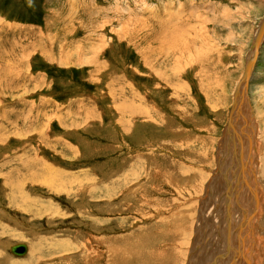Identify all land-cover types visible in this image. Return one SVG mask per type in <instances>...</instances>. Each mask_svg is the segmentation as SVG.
Here are the masks:
<instances>
[{"label": "rangeland", "instance_id": "374dc122", "mask_svg": "<svg viewBox=\"0 0 264 264\" xmlns=\"http://www.w3.org/2000/svg\"><path fill=\"white\" fill-rule=\"evenodd\" d=\"M263 24L264 0H0V264H226L210 217L264 264V38L231 118ZM256 158L233 231L211 202Z\"/></svg>", "mask_w": 264, "mask_h": 264}, {"label": "bare ground", "instance_id": "6f19581e", "mask_svg": "<svg viewBox=\"0 0 264 264\" xmlns=\"http://www.w3.org/2000/svg\"><path fill=\"white\" fill-rule=\"evenodd\" d=\"M165 27V26H164ZM162 30V29H161ZM258 35H257V38H260V40L259 41H261L263 38H264V24H263V26L261 27V29L258 31V33H257ZM256 38V39H257ZM255 39V40H256ZM263 41V40H262ZM261 41V42H262ZM261 42H259L258 43V48H259V51H260V48H261ZM254 44V43H253ZM252 49H254V47H252L251 48V52H250V56H249V58L252 60V58H254V54H255V58L256 59H254L255 60V64H252L251 65V67H250V69L247 71V75L246 76H244V78H243V83L241 84V86H240V92H237V93H240L239 95H237V97L235 98V100H234V102H233V104H232V106H234L233 107V109H232V112L234 113V109L236 108V106H237V104L239 103V101L240 100H243V98L246 96V93H245V96H243L242 97V95H244V93L242 94V92H243V90L244 91H246V89H247V87H249V79H250V77H251V74H252V70H253V68L256 66V64H257V57H258V54L255 52L254 53V51H253V54H252ZM260 53V52H259ZM251 54H252V57H251ZM248 58V59H249ZM10 60V59H9ZM251 60H250V62H251ZM11 61V60H10ZM246 70V69H245ZM245 72V71H244ZM242 94V95H241ZM242 97V98H241ZM237 109V108H236ZM232 113V114H233ZM236 113H237V111H236ZM235 114V113H234ZM232 117V119H233V115H231ZM236 117V116H235ZM235 117H234V119H235ZM245 119V118H244ZM231 120V119H230ZM236 120V119H235ZM231 122V129H232V134L233 133H237L236 131H235V125L237 124H235V122H232V121H230ZM251 123V122H250ZM234 125V126H233ZM238 127V126H237ZM235 128V129H234ZM238 134V133H237ZM243 133H241V134H238V136H236L237 138H239V139H242V140H240V141H243V143L245 142L247 145L248 144H250L251 143V141H250V139L248 138V137H243L244 135H242ZM249 135V134H248ZM232 137V136H231ZM244 145V144H243ZM254 145H256V143L254 144ZM253 145V143H252V150L254 149L255 150V146ZM248 147H251V145H248ZM247 148V147H246ZM249 152V151H248ZM223 154H225V152L223 153ZM252 155V154H251ZM239 157V156H238ZM241 157H242V155H241ZM248 158V157H247ZM239 159V158H238ZM244 159V158H243ZM249 159V158H248ZM257 158L256 159H254V160H250L248 163L250 164V166H246L247 167V172H244V174H243V178L242 179H240V181L241 180H243V181H245V184H242L243 186H241L240 188H238L237 187V185H235L234 184V187H232L231 185H233V183H234V181H235V179H236V175H237V173L234 171V173H232L230 176H231V179L227 182V184H226V186H227V188L225 187V183L223 184V183H219V184H221V185H224V186H222L223 188H222V190H221V196L218 198V197H216V198H214L213 200H212V202L211 203H213V204H211V203H208L211 207H212V211H213V209H216V206H217V203L219 204V202H221V201H223V202H226V201H228L229 200V197H230V195L232 196L231 197V200H233V203H231L230 204V202L227 204V208H228V216H227V220H226V224L228 225H230L231 224V226H229V228L231 229V230H233L234 231V229L236 228L237 230H239V227L238 226H242L243 228H242V233L243 232H245V230H247V227L246 226H248V225H246V222H239L238 223V225H237V227L235 226V225H233V213H234V211H237V210H239V207L241 206V204H242V201H243V197L241 198V196H240V193L241 194H243V195H245V196H247V193H248V198H249V201H248V207H247V211H246V214H249V213H251L253 210H257V201H256V199H257V195H254L253 194V191H256L255 189H254V186L252 185V183L254 182V176H255V174L254 173H252V168L254 167V166H256V164L258 163L257 161ZM259 160V159H258ZM238 162V161H237ZM225 163H227V162H225ZM224 163V164H225ZM240 162H238V164H239ZM222 165V164H221ZM245 167V168H246ZM222 168V167H221ZM256 168V167H255ZM257 169V168H256ZM253 170H255V169H253ZM222 169L220 170V173L217 175V179H220V181H222L221 180V178H222V176H224L225 178H227V176H229V175H227V174H222ZM227 173V172H226ZM254 174V175H253ZM242 176V175H241ZM225 178H223L224 180H225ZM237 180H239V179H237ZM219 184H216L215 185V188L213 189L212 187H211V190L212 191H214V193H212V195L213 194H215V195H217L218 196V194H220V193H217V191H218V189L220 188V186L221 185H219ZM254 184V183H253ZM246 185V186H245ZM255 185V184H254ZM255 187H257V185H255ZM244 188H245V190H244ZM208 190H210L209 189V187L207 188ZM259 190V189H258ZM244 191V192H243ZM215 197V196H214ZM203 202V201H202ZM206 203V202H205ZM245 203V202H244ZM243 203V205L242 206H244L245 204H247V203H245L244 204ZM205 206V205H204ZM205 207H207V205L205 206ZM251 207H252V210H251ZM209 208V207H208ZM240 211V210H239ZM238 212V211H237ZM241 212V211H240ZM254 212V211H253ZM256 212V211H255ZM244 213V212H243ZM235 214V213H234ZM238 214H239V212H238ZM237 213H236V215H238ZM242 214V213H241ZM245 214V213H244ZM254 215V214H253ZM255 215H256V213H255ZM223 217V216H222ZM242 217V216H241ZM240 217V218H241ZM237 218V217H236ZM236 218H234V219H236ZM243 219H244V217H242ZM245 218H247V217H245ZM250 218V217H249ZM203 219V223L206 225V223H207V220H204V218H202ZM219 217H217L216 218V221L218 222L219 220ZM243 219H241V221L243 220ZM252 219V218H251ZM224 220V219H223ZM237 220H239L240 221V219H237ZM247 220V219H246ZM254 220H256V219H254ZM253 220V221H254ZM209 221H211V224H212V226H213V228L212 229H214L215 231H216V233H218V232H220V235H221V233H224L222 236H221V240H219V243H221V249H220V251H221V253L224 255V257L226 258V254H227V251H230V253H228V255H230V256H228L229 258H230V260H231V262H234V263H236V264H248V263H251V261H252V258H251V255H250V252L248 251V246H249V244H251V243H253V241L251 240L250 241V239H251V236L249 237V239H248V241H250V243L248 242V241H246V239H245V241L243 240V234H239L241 237H239V241L241 240L243 243V247H244V249H243V253H242V250L241 251H237V253L234 251V250H236L237 249V247L239 248V246H238V244H235V243H233V244H231V245H233V246H231L230 245V243H231V241L233 240V241H235L236 240V238H237V233H233V235H232V237L231 238H229V240H228V236L225 234V232L223 231V229H222V231L220 230V228L218 227V225H217V223L215 224V225H213V219H211V217L209 218ZM208 221V222H209ZM250 221V220H249ZM222 222V221H221ZM247 222H248V220H247ZM251 222H252V220H251ZM210 223V222H209ZM252 223H254V224H256L255 223V221L254 222H252ZM219 224L221 225V223L219 222ZM226 225V226H227ZM251 225V224H250ZM200 226V225H199ZM209 226V225H208ZM222 226V225H221ZM202 227V226H201ZM210 227V226H209ZM246 227V228H245ZM244 228H245V230H244ZM202 229V228H201ZM205 229V228H204ZM203 229V230H204ZM226 229V228H225ZM224 229V230H225ZM249 229V228H248ZM251 229H252V227H251ZM209 230H211V229H209ZM228 230V229H227ZM199 231H200V228H199ZM230 231V230H229ZM201 232V231H200ZM204 232V231H203ZM203 232H201V233H203ZM206 232V231H205ZM211 232V231H210ZM238 232H240V231H238ZM199 234V233H198ZM230 234V233H229ZM206 236V235H205ZM210 237H211V234L209 235ZM245 236V235H244ZM201 237H203V236H201ZM199 238V237H198ZM245 238V237H244ZM203 239V238H202ZM200 240V239H199ZM209 240H210V238H209ZM217 240V239H216ZM224 240L228 243V248H230L229 250L227 249V247L225 246L226 245V242H224ZM211 241V240H210ZM232 241V242H233ZM236 242V241H235ZM204 243V242H203ZM239 243V242H238ZM236 245V246H235ZM204 247V246H203ZM243 247H240V248H243ZM254 248V247H253ZM196 249V248H195ZM206 250V249H205ZM218 250V249H217ZM225 250V251H224ZM252 250V249H251ZM198 251V250H197ZM234 251V252H233ZM199 252V251H198ZM209 252V251H208ZM27 253H28V251H27ZM26 253V254H27ZM242 254V255H241ZM15 255H17V254H15ZM194 255V254H193ZM18 256H22V255H18ZM191 256H192V254H191ZM206 256V255H205ZM242 256V257H241ZM209 257V256H208ZM222 257V256H221ZM227 257V258H228ZM204 258V257H203ZM226 258V260H224V262H226V264H229V261H228V259ZM214 259V258H213ZM195 260V259H194ZM201 260V259H200ZM204 260H206V258L204 259ZM211 261V260H210ZM210 261H206V263H208V262H210ZM214 261V260H213ZM217 261V264H221L220 263V260L218 259V260H216L215 259V262ZM195 262V261H194ZM201 262V261H200ZM203 262H205V261H203ZM205 263V264H206ZM211 263H213V262H211ZM209 264V263H208ZM216 264V263H215ZM253 264H254V262H253ZM256 264V263H255Z\"/></svg>", "mask_w": 264, "mask_h": 264}, {"label": "water", "instance_id": "95a60500", "mask_svg": "<svg viewBox=\"0 0 264 264\" xmlns=\"http://www.w3.org/2000/svg\"><path fill=\"white\" fill-rule=\"evenodd\" d=\"M260 40V38H257L256 40H255V42H254V44H253V46L252 47H254V53L256 52L258 55H259V48H258V43L259 42H261V41H259ZM250 53V52H249ZM254 59H256L255 58V54H254V58H252V60L249 58L248 59V55H247V58H246V63H245V72H244V74H243V76H246L247 75V71L250 69V67H251V65L252 64H255V60ZM250 60H251V62H250ZM252 63V64H251ZM243 76H242V78H243ZM237 96V95H236ZM236 96H235V98H236ZM233 107L234 106H232V109H233ZM232 109H231V115H233L232 113ZM234 116V115H233ZM10 250H11V252H13L14 254H17V255H25L26 253H27V251H28V245H27V243L26 242H24V241H18V242H15V243H13V244H11V246H10Z\"/></svg>", "mask_w": 264, "mask_h": 264}, {"label": "crops", "instance_id": "0c3cea01", "mask_svg": "<svg viewBox=\"0 0 264 264\" xmlns=\"http://www.w3.org/2000/svg\"><path fill=\"white\" fill-rule=\"evenodd\" d=\"M264 45V42H263V44H262V46ZM262 53V48H261V52H260V54ZM261 55H260V57H259V60H258V64H257V66H256V70H255V73H254V75L257 73V69H259V67H260V63H261ZM246 62V61H245ZM217 85L220 87V90H219V93L220 94H227V92H226V90H224V88H226L227 86L224 84V82H223V79H222V81L220 82H218L217 83ZM217 94V93H216ZM208 188V187H207ZM19 240H15V241H13V242H11L10 243V245L11 244H13V243H15V242H18ZM13 253V252H12ZM24 255H22V256H18V255H15L14 254V257H15V259H17V260H20V259H22V257H23Z\"/></svg>", "mask_w": 264, "mask_h": 264}]
</instances>
